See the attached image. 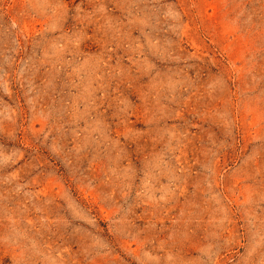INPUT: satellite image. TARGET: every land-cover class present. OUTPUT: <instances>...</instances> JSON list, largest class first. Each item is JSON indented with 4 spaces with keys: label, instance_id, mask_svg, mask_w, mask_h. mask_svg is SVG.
<instances>
[{
    "label": "rangeland",
    "instance_id": "rangeland-1",
    "mask_svg": "<svg viewBox=\"0 0 264 264\" xmlns=\"http://www.w3.org/2000/svg\"><path fill=\"white\" fill-rule=\"evenodd\" d=\"M0 264H264V0H0Z\"/></svg>",
    "mask_w": 264,
    "mask_h": 264
}]
</instances>
